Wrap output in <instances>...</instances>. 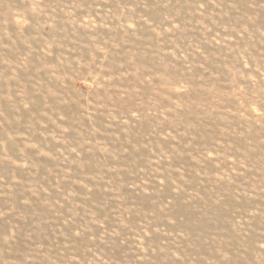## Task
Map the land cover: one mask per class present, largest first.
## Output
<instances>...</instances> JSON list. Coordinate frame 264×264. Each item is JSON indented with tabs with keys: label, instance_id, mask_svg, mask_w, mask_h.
I'll return each instance as SVG.
<instances>
[{
	"label": "rangeland",
	"instance_id": "rangeland-1",
	"mask_svg": "<svg viewBox=\"0 0 264 264\" xmlns=\"http://www.w3.org/2000/svg\"><path fill=\"white\" fill-rule=\"evenodd\" d=\"M0 264H264V0H0Z\"/></svg>",
	"mask_w": 264,
	"mask_h": 264
}]
</instances>
